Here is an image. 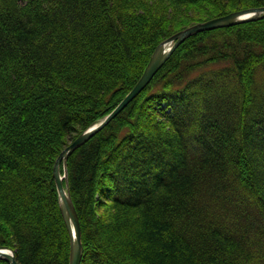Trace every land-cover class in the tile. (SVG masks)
I'll return each mask as SVG.
<instances>
[{
    "label": "trees",
    "instance_id": "16d2710c",
    "mask_svg": "<svg viewBox=\"0 0 264 264\" xmlns=\"http://www.w3.org/2000/svg\"><path fill=\"white\" fill-rule=\"evenodd\" d=\"M165 2L210 3L218 16L264 6L0 0V245L12 248L19 264H69L54 162L115 108L155 47L177 31H167L157 14ZM263 72L264 13L194 33L69 155L81 264L255 263L252 248L261 254L264 245L246 236L254 224L247 220L236 235L212 203L224 202L234 186L264 215ZM256 263L264 264V255Z\"/></svg>",
    "mask_w": 264,
    "mask_h": 264
},
{
    "label": "water",
    "instance_id": "95a60500",
    "mask_svg": "<svg viewBox=\"0 0 264 264\" xmlns=\"http://www.w3.org/2000/svg\"><path fill=\"white\" fill-rule=\"evenodd\" d=\"M263 13L264 6L249 7L231 11L224 15L194 23L161 41L153 50L141 76L127 95L101 121L84 129L61 150L53 165V177L58 192L59 208L70 238L69 264H81L83 256L79 216L71 200L67 187L66 163L69 155L91 138L97 131L106 126V124H108L121 110H123V108L149 84L153 76L167 61L172 52L187 37L197 32L232 26L242 22L254 20ZM61 165H63V173L61 172ZM0 259L7 260L9 264H19L15 257V251L8 246L0 245Z\"/></svg>",
    "mask_w": 264,
    "mask_h": 264
},
{
    "label": "rangeland",
    "instance_id": "374dc122",
    "mask_svg": "<svg viewBox=\"0 0 264 264\" xmlns=\"http://www.w3.org/2000/svg\"><path fill=\"white\" fill-rule=\"evenodd\" d=\"M158 11L159 12L157 14L160 16V18L161 17L164 18L163 19L164 28L165 27L168 28L167 31L169 32H173L175 30L179 31L194 23L202 22L205 21V19L206 20L210 19V17L213 18L218 16V12H217L218 9L216 5L210 3L209 4L205 3L198 6L191 4L173 6L170 3L165 2L163 5L159 7ZM259 75L261 76L262 74L259 73ZM261 78L262 79L259 80L258 82H262L264 76H261ZM231 85L233 84H230V86ZM259 85L263 87L262 83H259ZM224 195L228 197L224 202L223 199L217 200L214 203H212L211 201L213 206L212 211L215 213V217H218V221L222 225H224L226 229L233 231L236 235L237 233L243 234L244 230H242V227L247 226V220L250 221L249 223L254 224L255 229H253L250 232V234L246 233V236L264 245V235L262 236L259 232L260 230L264 231V215H262V213L258 210V208L256 209V206H254L252 202V198L251 197L249 198V196L247 195L238 194L234 186L230 187L227 191H225ZM221 204H224V206ZM239 213L244 214L245 218L242 220H238L235 216ZM252 251L253 253H255L254 254L255 263L253 264H257L256 261L259 260V257L264 255V246L262 247L261 254H259L256 249L252 248Z\"/></svg>",
    "mask_w": 264,
    "mask_h": 264
},
{
    "label": "bare ground",
    "instance_id": "6f19581e",
    "mask_svg": "<svg viewBox=\"0 0 264 264\" xmlns=\"http://www.w3.org/2000/svg\"><path fill=\"white\" fill-rule=\"evenodd\" d=\"M153 77H154V76H153ZM152 79H153V78H152ZM152 79H151V80H152ZM150 82H151V81H150ZM150 82H149V83H150ZM126 95H127V94H126ZM126 95H125V96H126ZM129 103H130V102H129ZM129 103H128V104H129ZM128 104H127V105H128ZM127 105H126V106H127ZM126 106H125V107H126ZM125 107H124V108H125ZM124 108H123V109H124ZM121 111H122V110H121ZM103 128H104V127H103ZM89 139H90V138H89ZM89 139H88V140H89ZM83 144H84V143H83ZM61 166H63V165H61ZM66 171H67V170H66ZM61 172H62V171H61Z\"/></svg>",
    "mask_w": 264,
    "mask_h": 264
}]
</instances>
